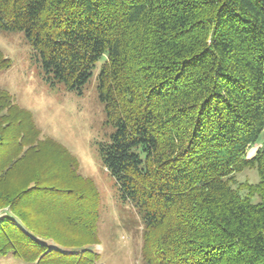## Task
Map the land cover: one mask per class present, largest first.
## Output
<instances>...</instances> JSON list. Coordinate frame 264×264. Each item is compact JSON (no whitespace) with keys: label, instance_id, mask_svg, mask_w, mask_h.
<instances>
[{"label":"trees","instance_id":"trees-1","mask_svg":"<svg viewBox=\"0 0 264 264\" xmlns=\"http://www.w3.org/2000/svg\"><path fill=\"white\" fill-rule=\"evenodd\" d=\"M49 83L81 92L96 62L118 197L144 264H264V0H0ZM10 61L0 50V70ZM0 88V254L92 264L98 191ZM255 168L258 181L236 174ZM24 229V230H23Z\"/></svg>","mask_w":264,"mask_h":264},{"label":"rangeland","instance_id":"rangeland-1","mask_svg":"<svg viewBox=\"0 0 264 264\" xmlns=\"http://www.w3.org/2000/svg\"><path fill=\"white\" fill-rule=\"evenodd\" d=\"M0 50L10 64L0 70V88L8 91L14 103L31 114L40 130L39 137L61 145L75 160L76 172L92 180L98 191V254L92 264H144L141 259L142 218L137 207L118 197L114 177L102 165L97 142L106 141L113 127L106 123L102 102L97 97V73L105 55L96 62L81 92L63 83H49L43 77L40 61L22 31L0 29ZM264 144V129L248 151L253 155ZM239 181H258L255 168L236 174ZM7 208L0 209V214ZM24 230V229H23ZM0 264H37L11 254H0Z\"/></svg>","mask_w":264,"mask_h":264}]
</instances>
